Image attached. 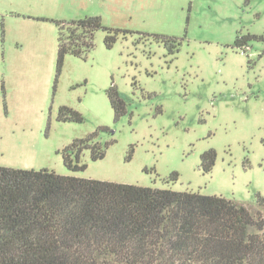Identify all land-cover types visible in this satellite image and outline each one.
Segmentation results:
<instances>
[{"label":"rangeland","instance_id":"1","mask_svg":"<svg viewBox=\"0 0 264 264\" xmlns=\"http://www.w3.org/2000/svg\"><path fill=\"white\" fill-rule=\"evenodd\" d=\"M92 15L110 31L95 30L82 56L67 54L55 83L57 27L35 17ZM149 34L176 37L177 49ZM245 34L259 37L236 47ZM111 85L125 102L118 118ZM60 105L83 121L56 120ZM96 131L104 156L84 149L86 167L68 169L63 148ZM209 148L216 159L205 172ZM0 165L255 206L264 197V0H0Z\"/></svg>","mask_w":264,"mask_h":264},{"label":"trees","instance_id":"2","mask_svg":"<svg viewBox=\"0 0 264 264\" xmlns=\"http://www.w3.org/2000/svg\"><path fill=\"white\" fill-rule=\"evenodd\" d=\"M35 20L57 27L55 83L67 54L82 56L92 47L95 30L110 31L97 15L69 22L43 16ZM118 31L105 35L107 47ZM147 36L164 43L170 53L177 49L174 36ZM257 37L237 36L234 45L244 49ZM105 92L118 118L126 111L125 102L114 85ZM56 120L81 123L83 117L60 105ZM96 133L63 148L68 169L86 167L80 162L84 149L92 160L104 156L107 145L94 139ZM215 159L213 148L203 151L202 170L209 172ZM177 176L173 172L168 179ZM0 264H264V197L257 194L251 206L196 191L0 165Z\"/></svg>","mask_w":264,"mask_h":264},{"label":"crops","instance_id":"3","mask_svg":"<svg viewBox=\"0 0 264 264\" xmlns=\"http://www.w3.org/2000/svg\"><path fill=\"white\" fill-rule=\"evenodd\" d=\"M15 47H16V49H17L16 51L18 52V54L21 53L20 51H22L23 46H20V47H19V46L16 45ZM13 56H14V55H13Z\"/></svg>","mask_w":264,"mask_h":264}]
</instances>
